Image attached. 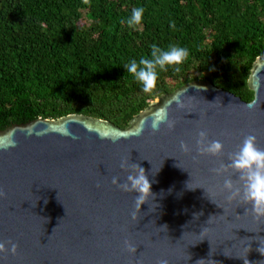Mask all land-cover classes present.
I'll return each instance as SVG.
<instances>
[{
  "label": "water",
  "instance_id": "1",
  "mask_svg": "<svg viewBox=\"0 0 264 264\" xmlns=\"http://www.w3.org/2000/svg\"><path fill=\"white\" fill-rule=\"evenodd\" d=\"M247 86L0 130V264H264V54Z\"/></svg>",
  "mask_w": 264,
  "mask_h": 264
},
{
  "label": "trees",
  "instance_id": "2",
  "mask_svg": "<svg viewBox=\"0 0 264 264\" xmlns=\"http://www.w3.org/2000/svg\"><path fill=\"white\" fill-rule=\"evenodd\" d=\"M263 54L264 0H0V130L68 114L125 128L196 80L251 101Z\"/></svg>",
  "mask_w": 264,
  "mask_h": 264
},
{
  "label": "rangeland",
  "instance_id": "3",
  "mask_svg": "<svg viewBox=\"0 0 264 264\" xmlns=\"http://www.w3.org/2000/svg\"><path fill=\"white\" fill-rule=\"evenodd\" d=\"M81 24H85V21H84V19L82 18V20H81V22H80ZM193 74H191V76H192Z\"/></svg>",
  "mask_w": 264,
  "mask_h": 264
}]
</instances>
